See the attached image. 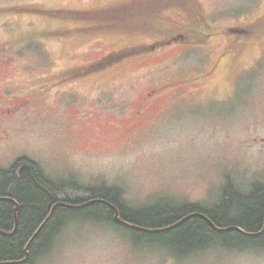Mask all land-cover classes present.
<instances>
[{
    "label": "rangeland",
    "instance_id": "rangeland-1",
    "mask_svg": "<svg viewBox=\"0 0 264 264\" xmlns=\"http://www.w3.org/2000/svg\"><path fill=\"white\" fill-rule=\"evenodd\" d=\"M24 157L134 208L264 184V0H0V171ZM168 254L82 223L39 264H264Z\"/></svg>",
    "mask_w": 264,
    "mask_h": 264
},
{
    "label": "trees",
    "instance_id": "trees-1",
    "mask_svg": "<svg viewBox=\"0 0 264 264\" xmlns=\"http://www.w3.org/2000/svg\"><path fill=\"white\" fill-rule=\"evenodd\" d=\"M0 198H5L0 201V264H39L55 249L63 232L82 223L108 225L135 249L163 250L174 259H185L214 247L239 251L264 248L262 183H254L244 192L229 181L222 187L220 201L211 208L195 203L176 206L161 202L134 208L127 204L122 188L106 183L87 186L56 181L38 163L24 157L0 171ZM109 204L117 208L127 226L116 222V212ZM56 205L60 206L55 208ZM17 206L20 210L14 233ZM53 208L52 217L43 225ZM198 213L206 215L218 228L237 227L242 232L217 231L198 217L161 231Z\"/></svg>",
    "mask_w": 264,
    "mask_h": 264
},
{
    "label": "water",
    "instance_id": "water-1",
    "mask_svg": "<svg viewBox=\"0 0 264 264\" xmlns=\"http://www.w3.org/2000/svg\"><path fill=\"white\" fill-rule=\"evenodd\" d=\"M3 200H5V198H0V201H3ZM99 202L107 203V202H105V201H99ZM109 205H110V207H111L112 209H114L115 212H116V216H115V220H116V222H117L118 224H120V225H126V226H127V223L124 222V221L119 217V213H118L117 208H116L114 205H112V204H109ZM59 206H60V205H56L55 208H56V207H59ZM55 208L52 209V213H51V215L49 216L48 220H46V222H45L43 225H45V224L49 221V219L52 217V214H53ZM19 210H20V207L17 206V207H16V210H15V216H14V217H15V227H16L14 233L16 232V230H17V226H18L17 214H18ZM196 217L204 219V220L207 221V222H208V223H209V224H210L215 230L220 231V232H230V231H238V232H242V230H241L240 228H237V227H230V228H226V229L218 228V227H217V226H216V225H215V224H214V223H213V222H212V221H211L206 215H204V214H202V213L192 214V215L188 216L187 218L183 219L181 222L177 223L176 225H174V226H172V227H169V228H167V229L161 230V231L164 232V231H168V230L174 229V228H176V227L182 225L183 223H185V222L188 221L189 219L196 218ZM43 225H42V226H43ZM40 230H41V229H39V231H40ZM39 231L36 233V235L34 236V238H33L32 240H34L35 237L39 234ZM1 233H2V231H1ZM14 233H13V234H14ZM3 234H4V233H3ZM13 234H11V235H13Z\"/></svg>",
    "mask_w": 264,
    "mask_h": 264
},
{
    "label": "flooded vegetation",
    "instance_id": "flooded-vegetation-1",
    "mask_svg": "<svg viewBox=\"0 0 264 264\" xmlns=\"http://www.w3.org/2000/svg\"><path fill=\"white\" fill-rule=\"evenodd\" d=\"M204 34V33H203Z\"/></svg>",
    "mask_w": 264,
    "mask_h": 264
}]
</instances>
